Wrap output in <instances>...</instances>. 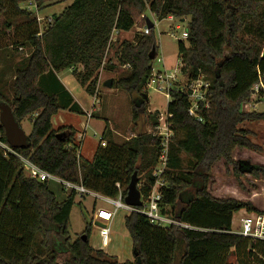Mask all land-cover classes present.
<instances>
[{"label": "trees", "instance_id": "obj_1", "mask_svg": "<svg viewBox=\"0 0 264 264\" xmlns=\"http://www.w3.org/2000/svg\"><path fill=\"white\" fill-rule=\"evenodd\" d=\"M70 1L38 37L34 14L20 6L25 0H0L4 25L15 33L11 46L31 48L26 63L0 90V103L11 107L20 126L38 114L32 119L29 148L17 152L43 171L64 181L82 183L108 198H116L121 191L125 199L137 172L142 199L146 200L155 184L152 171L161 151V138L155 133L159 113L151 117L152 132L131 136L121 144L106 142L92 161L83 160L78 157L75 129L54 130L52 126V118L61 110L81 113L57 74L71 70L89 95L99 97L100 70L106 67V51L115 32L132 31L147 11L159 21L189 18L188 47L179 43L181 72L189 83L201 77L210 83L209 107L200 103L199 121L189 115L191 92L178 88L170 92L167 121L175 136L164 175L166 185L161 189L162 215L189 228H163L141 214L130 213L125 225L134 255L138 253L142 264H264V242L233 233L235 214L252 207L233 199H217L209 191L217 161L223 158L232 163L231 154L237 147L256 149L247 138L248 132L238 126L264 121V113L243 111L257 85H263L259 94L264 96V0ZM39 6L43 10L42 0ZM154 48L157 53L150 29L149 34L137 32L133 40L123 41L116 52L118 65L128 67V73L113 81V89L137 95L138 100H132L135 123L149 108L146 88L152 77L150 53ZM0 134L7 142L1 121ZM109 136L112 132L107 129L102 139ZM180 153L193 164L177 175ZM238 167L241 173L247 170L254 176L264 171L242 162ZM143 177L146 181L142 184ZM51 184L28 177L22 162L12 155L4 156L0 149V264H120L90 244L89 228L83 234L87 241L83 235L72 240L70 216L78 195L71 192L59 201ZM189 190L193 197L184 200Z\"/></svg>", "mask_w": 264, "mask_h": 264}, {"label": "rangeland", "instance_id": "obj_2", "mask_svg": "<svg viewBox=\"0 0 264 264\" xmlns=\"http://www.w3.org/2000/svg\"><path fill=\"white\" fill-rule=\"evenodd\" d=\"M70 4V0H42L41 7H43V10H41L40 16L59 15ZM20 6L23 8L24 5L21 4ZM146 18H149L154 24L153 35L158 46L156 59L152 63L153 70L167 73L168 76L179 74L181 69L179 43L182 42L188 47L187 39H183L182 35L187 31L189 18L177 20L169 17L159 21L155 15L147 11L138 19L137 26L132 31L127 33L115 32L113 34L112 44L106 51V67L100 70L98 93L101 104L95 111L92 110L93 96L89 95L86 89L77 82L71 71L65 70L60 75L75 99L89 114H92V118L89 119L87 114L61 110L52 118V126L54 130L64 126L75 129L77 132V147L81 148L80 154L83 160H93L96 150L101 146L103 133L107 129L112 132V137L109 136L104 141L121 144L131 136L152 132L153 120L151 117L155 113H159V121L161 119L162 123L166 121L170 99L166 95L167 91H158L159 85L152 84L148 90L146 88L149 108L147 113L142 115L136 123L133 120L132 100L134 98L138 100L137 95L135 93L130 94L123 89L103 87L106 81H118L128 73V67L118 65L116 52L123 41H131L137 32H143L145 27L142 24ZM19 21L23 22V19H19ZM4 23V17L0 16V31L2 32V38L0 39V90L13 80L16 69L23 67L31 54V48L28 45L22 49H19V46H11L15 33L12 29L9 30L5 27ZM201 79L203 82L209 83L204 77H201ZM190 84L187 76L179 74L177 81L173 83V87L189 91ZM161 87L166 88L167 85L162 84ZM243 111L264 113V96L257 94L252 97L249 103L244 104ZM21 126L28 136L31 133V118L23 121ZM238 128L248 132L247 138L256 146V149L237 147L231 154L232 163H227L223 158L217 161L212 167L209 183V191L215 198L233 199L245 202L252 207L251 211L244 209L235 214L232 226L235 233L239 230L242 218L264 214V171L254 176L249 174L247 170L241 173L238 167V164L242 162L248 163L250 166L264 168V121H248L238 126ZM84 130L86 134L83 143L80 144L82 142L80 135H84ZM179 137L181 138V135ZM179 158L181 167L175 172L177 175L190 170L193 164V160L185 154L180 153ZM145 181L146 179L143 177L142 183ZM51 187L59 201H64L69 195V192L63 190L62 186L57 183L52 182ZM192 197L193 191L191 190L183 195L184 200H190ZM112 209L111 205L101 199L92 196L84 198L77 196L70 216V236L75 241L89 228V241L95 249H102L109 256L116 258L120 264H134L136 258L133 241L125 225V218L129 215L127 211H119L111 222L106 223L111 228V236L107 245H103L100 227L104 222L97 219V213L100 210L111 211ZM231 260L235 263L234 257Z\"/></svg>", "mask_w": 264, "mask_h": 264}, {"label": "built area", "instance_id": "obj_3", "mask_svg": "<svg viewBox=\"0 0 264 264\" xmlns=\"http://www.w3.org/2000/svg\"><path fill=\"white\" fill-rule=\"evenodd\" d=\"M39 2L40 0H25L22 9L34 14L39 27L38 37H41L45 28L52 25L54 16L41 17ZM149 32L150 29L148 27H145L143 33L149 34ZM182 38L183 39L188 38V34L186 31L183 33ZM180 68H182V66ZM179 74H182L181 69ZM179 74L168 76L167 73L155 72L153 70L152 77L147 84V90L152 84H157L159 85L158 91H167L166 95L171 102L170 92L172 90H177V88L173 87V83L177 81V77ZM162 84H166L167 87L166 88L161 87ZM209 88H210V83L203 82L201 78L197 81L192 82L189 86V91L191 92L190 94L191 107L189 109V115L197 118L199 121L202 120L198 115V110L200 109V103L203 102L205 108L209 107V102L207 101V94ZM262 88H263L262 84L257 85L254 88L253 97L259 94V91ZM179 90L181 92L184 91L183 89H179ZM93 98H94V104L92 110L95 111L97 107L101 104V102L98 96H95ZM87 116L89 119L92 118L91 113L90 114L88 113ZM166 116H167L166 121L162 123V119H161L159 122V126L157 127L155 132L156 135L161 138L160 155L158 158L157 165L153 168L152 171V177L155 180V184L152 187L149 197L146 200L142 199L143 205L142 207L139 208L128 206L125 203V199L123 198V194L121 191L119 192V195L116 198L104 197L86 189L82 183L74 184L68 181H64L56 176H53L43 171L35 164H33L29 159L20 155L16 149H13L8 144V142H5L1 134H0V149L4 152V156L8 157L9 155H12L17 159H19L23 164V169L25 170L26 175L31 179L37 180L42 183L48 181L54 182L62 186V188L65 191H68L69 193L75 192L79 197H83V198L86 196H92L95 197L96 199H101L106 203H108L109 205H111L113 207L111 211L100 210L97 213V219L104 222L103 226L100 227V235L102 237L103 245L106 246L107 243L110 241V236H111V228L106 223L111 222L114 219V217L119 213V211L122 210L127 211L129 214L130 213L141 214L147 217L152 224L163 228L170 226L189 228L187 225L179 223L171 218L165 217L161 213V201L163 198V193L161 189L166 185L164 181V175L168 170L170 145L175 136V133L171 125L167 121L168 114ZM85 134L86 131L84 135H80L82 140L80 144L83 143ZM106 145L107 143L101 138V146L106 147ZM77 151H78V157H81L80 154L81 148L78 147ZM117 187L119 188L120 186L117 185ZM238 229L239 230L237 233H235L234 231L233 233L242 236L244 238H248L252 241L264 242V214H255L250 217L242 218L241 224ZM98 250H102V249H98Z\"/></svg>", "mask_w": 264, "mask_h": 264}, {"label": "water", "instance_id": "obj_4", "mask_svg": "<svg viewBox=\"0 0 264 264\" xmlns=\"http://www.w3.org/2000/svg\"><path fill=\"white\" fill-rule=\"evenodd\" d=\"M147 27L149 29L154 28V24L149 20L146 19ZM157 56L156 49L154 48L150 53V59L155 60ZM103 87L112 89L113 88V80H108L103 84ZM0 121L5 130V136L7 139L8 144L16 150H25L29 148L28 136L22 129L14 117L11 107L6 103H0ZM139 178L138 173L135 172L131 178L130 184L128 186V193L125 198V203L131 207H142V194L139 188ZM100 226V224H98ZM103 226V225H102ZM82 239L87 241V235H83ZM136 261L134 264H142V259L135 253Z\"/></svg>", "mask_w": 264, "mask_h": 264}, {"label": "crops", "instance_id": "obj_5", "mask_svg": "<svg viewBox=\"0 0 264 264\" xmlns=\"http://www.w3.org/2000/svg\"><path fill=\"white\" fill-rule=\"evenodd\" d=\"M28 56V55H27ZM26 56V57H27ZM22 62H24V60H22ZM26 63V62H25ZM71 71V70H70ZM64 72V71H63ZM63 72H60V73H58L57 74V78H58V80L61 82V84L65 87V89L72 95V97H73V99H74V101L79 105V107L81 108V113L80 114H84V115H86V114H88V111L75 99V97H74V95L71 93V91L68 89V87L66 86V84H65V81H63L62 79H61V77H60V75L63 73ZM66 111H68V110H66ZM37 113L36 114H34L33 116H32V118H31V120L32 119H34L35 117H37ZM27 120V119H26ZM64 127H70V126H64ZM61 128H63V127H61ZM72 128V127H71ZM60 129V128H59ZM58 130V129H57ZM31 131H32V126H31Z\"/></svg>", "mask_w": 264, "mask_h": 264}]
</instances>
